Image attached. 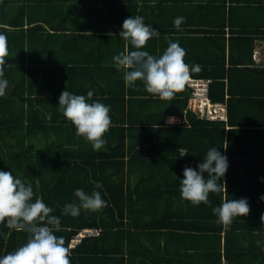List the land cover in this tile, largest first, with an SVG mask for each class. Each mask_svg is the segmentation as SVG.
Returning a JSON list of instances; mask_svg holds the SVG:
<instances>
[{
    "label": "trees",
    "instance_id": "trees-1",
    "mask_svg": "<svg viewBox=\"0 0 264 264\" xmlns=\"http://www.w3.org/2000/svg\"><path fill=\"white\" fill-rule=\"evenodd\" d=\"M9 2L0 1V32L6 34L8 48V87L0 97V170L12 171L31 184L33 199L41 197L53 209L50 215L60 219V229H53L54 234L64 237L71 264H264V209H250L247 216L225 228L211 211L225 199L223 188L219 194H209L210 204L193 206L181 199L182 176L158 175L197 164V160L192 162L199 154L196 140L211 142L224 153L225 141L231 143L237 130H227L224 121L202 120L191 112L182 125L167 124L171 113L183 116L189 96L184 91L183 100L175 102L181 106L175 112L157 111L136 119L129 111L125 121L109 114L107 144L94 151L76 135L58 107L65 89L51 87L46 79H27L42 73L43 66L26 68L22 64L30 53L25 52L24 10L18 6L14 13ZM67 69V90L86 95L74 82L76 66ZM113 88L90 89L92 99L110 103ZM231 92L222 80L210 84L213 102L226 101ZM120 110L124 112L126 107ZM224 179L227 199H239L246 187L252 188L251 200L255 192L264 190L258 176L227 174ZM97 181L102 188L96 190L107 201L106 207L82 209L77 217L62 215L65 204L78 203L75 189L91 194ZM85 229H100L101 234L85 236L71 247L72 239ZM27 238L26 231L0 223V255L14 251Z\"/></svg>",
    "mask_w": 264,
    "mask_h": 264
},
{
    "label": "crops",
    "instance_id": "crops-1",
    "mask_svg": "<svg viewBox=\"0 0 264 264\" xmlns=\"http://www.w3.org/2000/svg\"><path fill=\"white\" fill-rule=\"evenodd\" d=\"M6 1H11L9 6H14V13L18 6L24 10V29L28 33L25 52L29 51L33 58L28 60L29 56H26L22 64L26 68L28 65L43 66L42 73H33L27 79H46L53 84L51 87L67 89V67L76 66L74 82H78L85 93L106 85L115 87L111 102L103 103L110 105L109 114L121 116L120 121L127 119L129 111L136 114V119L157 111L163 114L175 112L181 107L175 102L183 100L184 91L189 96L183 116L171 113L166 123L169 124V117H175V122L169 125H182L190 112L199 116L189 108L191 90L188 83L172 100H161L148 93L139 80L134 86H128L122 71L114 66L115 55L125 51L126 47L131 50L119 37L123 21L131 15L143 17L145 24L159 30V36L145 45L151 55H162L169 40H178L186 50L185 62L201 67L191 79L211 83L222 80L226 90L232 91L230 95L227 93L226 101L215 102L226 105L227 120L224 122L227 130H237L232 142L224 143L227 147L224 154L229 162L225 177L227 174L264 177V0ZM179 16L185 19L177 29L173 21ZM230 97L233 100L228 103ZM116 107L118 111L114 110ZM121 107H126V111H121ZM196 141H199L195 142L200 146L199 154H195L192 162H201L212 144L206 140ZM182 154H185L184 150ZM158 175L181 178L182 170ZM243 189L246 193L239 197H247L250 209H264V201L260 200L264 190L255 192L251 200L252 188Z\"/></svg>",
    "mask_w": 264,
    "mask_h": 264
},
{
    "label": "clouds",
    "instance_id": "clouds-1",
    "mask_svg": "<svg viewBox=\"0 0 264 264\" xmlns=\"http://www.w3.org/2000/svg\"><path fill=\"white\" fill-rule=\"evenodd\" d=\"M184 19L182 16L176 17L174 27L180 29ZM158 36L159 30L145 24L143 17L131 15L126 18L119 37L131 50L126 47L125 51L115 55L114 66L122 71L128 86H134L139 80L148 93L161 100H172L177 93L184 91L191 75L200 72L201 67L185 62L186 50L178 40H169L162 55H151L145 50L146 42ZM7 51V36L0 32V97L5 95L8 87L5 78ZM93 95L92 90L81 95L65 89L58 98V107L66 120L75 127L76 135L89 142L94 151H99L107 144L105 134L111 126V109L110 105L93 100ZM175 119L169 117L167 122L171 124ZM202 157L195 168L186 165L182 170L183 178L179 179L181 199L193 206L208 205L211 203L210 193L219 194L222 188L226 191L223 178L229 167L227 155L219 151L218 147H211ZM258 179L264 182V177ZM101 188L102 184L97 181L91 194L80 188L75 189L74 196L78 198V203L65 204L62 215L77 217L82 209L99 211L106 207L107 201L96 190ZM33 197L31 184H25L12 171L0 170V223L28 233L23 245L6 255H0V264H71V253L64 237L54 234L53 229H60L59 217L50 215L53 209L41 197ZM260 200L264 201V195L260 196ZM211 211L217 217V223L227 228L238 218L247 216L250 206L247 197L225 198ZM261 220H264V215Z\"/></svg>",
    "mask_w": 264,
    "mask_h": 264
},
{
    "label": "built area",
    "instance_id": "built-area-1",
    "mask_svg": "<svg viewBox=\"0 0 264 264\" xmlns=\"http://www.w3.org/2000/svg\"><path fill=\"white\" fill-rule=\"evenodd\" d=\"M191 90L189 108L192 112L198 114L201 118L210 121H226L227 109L222 103H215L209 96L210 81L189 79L187 82ZM175 122V121H174ZM71 241V247H74L85 236L99 237L100 229L83 230Z\"/></svg>",
    "mask_w": 264,
    "mask_h": 264
},
{
    "label": "rangeland",
    "instance_id": "rangeland-1",
    "mask_svg": "<svg viewBox=\"0 0 264 264\" xmlns=\"http://www.w3.org/2000/svg\"><path fill=\"white\" fill-rule=\"evenodd\" d=\"M85 230H89V229H85ZM84 231H81V233H83Z\"/></svg>",
    "mask_w": 264,
    "mask_h": 264
}]
</instances>
